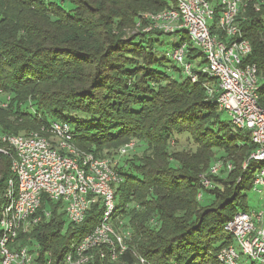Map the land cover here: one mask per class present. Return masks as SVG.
Here are the masks:
<instances>
[{"label": "trees", "instance_id": "16d2710c", "mask_svg": "<svg viewBox=\"0 0 264 264\" xmlns=\"http://www.w3.org/2000/svg\"><path fill=\"white\" fill-rule=\"evenodd\" d=\"M171 1L0 0L2 132L50 136L51 121L62 120L78 148L119 160L114 220L130 233L128 248L113 258L109 246H97L85 264H224L218 253L234 243L226 223L255 209L247 201L256 174L250 131L225 120L204 85L216 78L199 71L192 82L161 49L170 34L149 15L175 7ZM242 13L264 107V0L248 1ZM189 57L205 62L194 47ZM132 141L135 148L121 155ZM218 161L223 168L212 174ZM12 177L4 157L0 213ZM42 208L51 216L18 239L38 248L41 263L67 264L66 254L98 225L103 208L92 205L80 224L68 220L61 202L45 197Z\"/></svg>", "mask_w": 264, "mask_h": 264}, {"label": "built area", "instance_id": "2783aa9c", "mask_svg": "<svg viewBox=\"0 0 264 264\" xmlns=\"http://www.w3.org/2000/svg\"><path fill=\"white\" fill-rule=\"evenodd\" d=\"M248 1L252 0H175V7L152 13L149 18L155 28L180 37V43L171 53L173 61L183 74L197 82L199 71L217 80L216 85L205 83L209 95L220 110L230 115L236 130H248L256 149L250 160L256 163L253 188L264 190V107L261 104L262 80L259 70L248 60L253 46L243 34L239 19ZM254 7L258 9V5ZM190 37V41L186 40ZM190 47L202 53L205 62L190 58ZM51 135L39 132L9 134L0 128V162L11 160L14 177L10 178L3 195L0 213V264L41 263L39 250L19 241L38 225L51 211L42 208L44 198L61 202L70 222L82 223L92 205L103 208L98 225L73 244L66 254L67 264H85L90 251L100 245L111 248L112 256L128 248L130 233L118 230L115 219L116 188L123 180L118 171L119 160L97 157L74 144L70 125L62 120L51 121ZM135 142L123 145L119 152L126 155ZM246 165V164H245ZM223 168L218 161L211 167L217 174ZM228 164V170H232ZM209 186L210 181L204 179ZM225 229L234 237V243L223 247L218 258L224 264H264V210L239 211L229 220ZM50 256V254H49ZM142 261H144L142 259Z\"/></svg>", "mask_w": 264, "mask_h": 264}, {"label": "rangeland", "instance_id": "374dc122", "mask_svg": "<svg viewBox=\"0 0 264 264\" xmlns=\"http://www.w3.org/2000/svg\"><path fill=\"white\" fill-rule=\"evenodd\" d=\"M170 3L173 5V2L171 0ZM163 40L165 41V43L162 44L161 49H163L164 51H168L170 54L180 43V37L175 35L164 36ZM186 40L190 41L191 39L190 37H187ZM224 118L226 121H230V115L228 113H225ZM247 201L250 207L264 210V190L260 191L255 188L248 190Z\"/></svg>", "mask_w": 264, "mask_h": 264}, {"label": "crops", "instance_id": "0c3cea01", "mask_svg": "<svg viewBox=\"0 0 264 264\" xmlns=\"http://www.w3.org/2000/svg\"><path fill=\"white\" fill-rule=\"evenodd\" d=\"M255 209H257V208H255Z\"/></svg>", "mask_w": 264, "mask_h": 264}]
</instances>
